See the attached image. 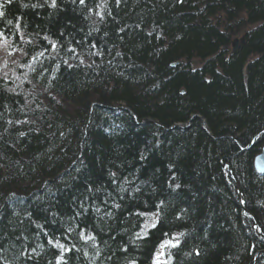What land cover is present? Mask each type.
I'll list each match as a JSON object with an SVG mask.
<instances>
[{"label":"trees","instance_id":"1","mask_svg":"<svg viewBox=\"0 0 264 264\" xmlns=\"http://www.w3.org/2000/svg\"><path fill=\"white\" fill-rule=\"evenodd\" d=\"M3 11L0 264H264V0Z\"/></svg>","mask_w":264,"mask_h":264},{"label":"snow or ice","instance_id":"2","mask_svg":"<svg viewBox=\"0 0 264 264\" xmlns=\"http://www.w3.org/2000/svg\"><path fill=\"white\" fill-rule=\"evenodd\" d=\"M12 2V0H2V2H0V17H3L4 15H5V12L3 11L4 10V8H5V5L6 4H10ZM79 2L81 3V4H84L85 3V0H79ZM52 6L53 7H55L56 6V0H52ZM7 23L8 24H11L12 23V21L11 20H9V21H7ZM3 35V33H0V36H2ZM53 47H55V45H53ZM114 175V174H113ZM177 187H179V185H177ZM117 207H119V205H116ZM140 215H145V213H141ZM148 227V225H145V228H147ZM151 227L152 228H155L156 227V223H155V221L151 224ZM147 233H146V231L143 233V235H146ZM83 235V234H82ZM139 235V234H138ZM179 235H183V233H181V234H179ZM88 239H94V237H87ZM179 243H180V240H179V238L177 237L176 239H175V243H173V241L172 240H165L162 244H161V248L163 249V248H165V247H171V248H174V247H177L178 245H179ZM57 247H60V248H64V246L63 245H60V244H58L57 245ZM197 254H199L198 252H197ZM162 255V253H157V256H156V264H167V262L166 261H163V260H161L160 259V256ZM61 259H63V257H61ZM132 264H135V261H133L132 262Z\"/></svg>","mask_w":264,"mask_h":264},{"label":"rangeland","instance_id":"3","mask_svg":"<svg viewBox=\"0 0 264 264\" xmlns=\"http://www.w3.org/2000/svg\"><path fill=\"white\" fill-rule=\"evenodd\" d=\"M241 38V37H240ZM237 40V38L235 39ZM9 46L6 44V42H0V67L5 63V65H7V68H11V65L8 64L9 60L12 58L13 56V52H11L10 50L8 51ZM233 47H234V43H233ZM234 53V51H233ZM11 55V56H10ZM5 56H7V64L5 62ZM12 71V68L10 69ZM259 134H261L259 132ZM147 220H146V225H148V227H151V224L157 219V215L156 214H150L147 216ZM166 248V247H165ZM165 248H161L158 253H162V255L160 256V259L165 261ZM157 256V255H156ZM153 264H156V258Z\"/></svg>","mask_w":264,"mask_h":264},{"label":"water","instance_id":"4","mask_svg":"<svg viewBox=\"0 0 264 264\" xmlns=\"http://www.w3.org/2000/svg\"><path fill=\"white\" fill-rule=\"evenodd\" d=\"M238 42H239L238 39L234 40L233 51L237 50ZM261 132H264V129H262ZM254 166L259 173H264V147L262 149V152L255 157ZM224 168H225V166H224Z\"/></svg>","mask_w":264,"mask_h":264},{"label":"bare ground","instance_id":"5","mask_svg":"<svg viewBox=\"0 0 264 264\" xmlns=\"http://www.w3.org/2000/svg\"><path fill=\"white\" fill-rule=\"evenodd\" d=\"M262 129H264V128H262ZM262 129L259 131L260 133H263V132H261L262 131ZM259 132L250 140V142H249V144L245 147V148H242V149H246V150H248V149H250L252 146H253V144H254V142H256L257 141V137L260 135L259 134ZM263 147H264V145H263ZM263 147L261 148V151L257 154V155H259L261 152H262V149H263ZM256 155V156H257ZM255 160V159H254ZM146 224V223H145ZM175 239L176 238H172L171 240L173 241V243H175ZM160 249H161V247H160ZM166 249V248H165Z\"/></svg>","mask_w":264,"mask_h":264}]
</instances>
